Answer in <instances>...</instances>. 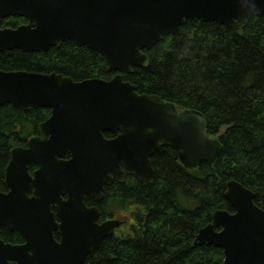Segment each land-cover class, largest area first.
I'll list each match as a JSON object with an SVG mask.
<instances>
[{
  "label": "water",
  "instance_id": "water-1",
  "mask_svg": "<svg viewBox=\"0 0 264 264\" xmlns=\"http://www.w3.org/2000/svg\"><path fill=\"white\" fill-rule=\"evenodd\" d=\"M261 16L264 0H0V25L10 17L27 20L17 29L0 27V53L48 52L72 41L101 54L115 74L75 82L57 73L0 71V105L52 111L28 148L12 150L5 172L10 191L0 192V227L25 243L0 238V264H85L124 225L119 219L99 223L101 211L88 207L87 197L101 202L105 189L127 176L152 181V157L163 143L188 169L215 163L222 146L210 137L203 114L140 94L125 79L135 68H149L145 51L190 19L241 32ZM105 133L119 136L107 139ZM225 197L235 211H215L195 246L223 250L224 264H264V210L255 193L231 180Z\"/></svg>",
  "mask_w": 264,
  "mask_h": 264
},
{
  "label": "trees",
  "instance_id": "trees-1",
  "mask_svg": "<svg viewBox=\"0 0 264 264\" xmlns=\"http://www.w3.org/2000/svg\"><path fill=\"white\" fill-rule=\"evenodd\" d=\"M25 23L14 18L5 25ZM145 53L149 68H135L126 80L140 94L203 114L209 135L221 142V155L213 164L188 169L173 146L162 144L152 157V181H116L101 202L88 199L103 218L128 215L129 231L105 239L85 264H224L223 250L194 242L215 211H235L225 197L231 180L252 190L264 210V16L252 18L241 32L190 19ZM0 71L57 73L76 82L114 76L101 54L72 41L48 52L6 50L0 53ZM50 115L49 109L0 105V189L11 149ZM0 237L19 240L5 228Z\"/></svg>",
  "mask_w": 264,
  "mask_h": 264
},
{
  "label": "flooded vegetation",
  "instance_id": "flooded-vegetation-1",
  "mask_svg": "<svg viewBox=\"0 0 264 264\" xmlns=\"http://www.w3.org/2000/svg\"><path fill=\"white\" fill-rule=\"evenodd\" d=\"M14 18H18V17H10V18L3 19V20L1 21V25H0L1 29H17L18 27H10V26L5 25V24H7V22H9V20H14ZM26 23H27V21H26ZM26 23H25V24H26ZM43 122H45V121L39 122V123L37 124V130H36V133L33 134L32 136H30V137L26 140L25 143H23V144H21V145L14 146V147L11 149V151H10L9 162H10V160H11L12 150H13L14 148H16V147H22V148H25V149L28 148V142H29V140H30L31 138L36 137V136L39 135V132H38V131H39V125H40L41 123H43ZM118 135H119V133H107V134H106V137L109 138V139H113V138L118 137ZM9 162H8V164H9ZM6 168H7V167H6ZM36 170H37V166H36L35 164H32V165L29 167L30 175L33 176V174H34V172H35ZM5 172H6V169H5ZM5 178H6V176L4 175L3 187H2V189H0V192L7 194V193L10 191V189L7 188L6 185H5ZM129 178H133V177H127V178L124 179V180H127V179H129ZM133 179H135V178H133ZM116 181H117V182H123V181L115 180V181L113 182V184H114ZM88 199H93L96 203H98L94 198L88 197L87 200H88ZM88 206H89V205H88ZM93 206H94V205H93ZM0 228H5V227H0ZM5 229L7 230V228H5ZM7 232L10 233V234H12V235H14L15 237L18 236V239H19V240L15 241L14 243H11V244H13V245H17V246H18V245H23V244L25 243V241L23 240V238H22L20 235H17V234L11 233V232H9L8 230H7ZM56 238H57L59 241L61 240V237H60V235H59L58 233H56ZM14 240H15V239H14ZM8 243H10V242H8Z\"/></svg>",
  "mask_w": 264,
  "mask_h": 264
},
{
  "label": "rangeland",
  "instance_id": "rangeland-1",
  "mask_svg": "<svg viewBox=\"0 0 264 264\" xmlns=\"http://www.w3.org/2000/svg\"><path fill=\"white\" fill-rule=\"evenodd\" d=\"M128 217V215H122L120 218L121 219H125V218H127ZM129 231V229L128 228H123L120 232L121 233H127ZM118 234H120V233H118Z\"/></svg>",
  "mask_w": 264,
  "mask_h": 264
}]
</instances>
